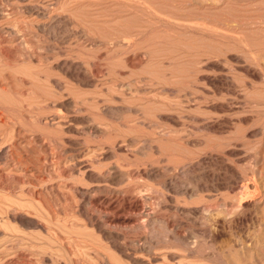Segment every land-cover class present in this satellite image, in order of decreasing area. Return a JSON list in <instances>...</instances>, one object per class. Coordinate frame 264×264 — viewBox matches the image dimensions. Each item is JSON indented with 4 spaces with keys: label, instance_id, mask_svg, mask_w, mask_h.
I'll return each mask as SVG.
<instances>
[{
    "label": "rangeland",
    "instance_id": "obj_1",
    "mask_svg": "<svg viewBox=\"0 0 264 264\" xmlns=\"http://www.w3.org/2000/svg\"><path fill=\"white\" fill-rule=\"evenodd\" d=\"M0 264H264V0H0Z\"/></svg>",
    "mask_w": 264,
    "mask_h": 264
}]
</instances>
